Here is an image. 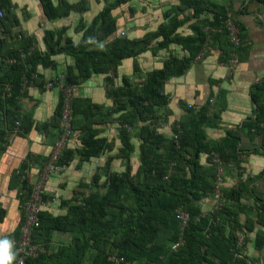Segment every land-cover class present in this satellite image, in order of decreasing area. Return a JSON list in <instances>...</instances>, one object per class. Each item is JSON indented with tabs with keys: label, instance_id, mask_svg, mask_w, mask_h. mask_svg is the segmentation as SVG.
<instances>
[{
	"label": "crops",
	"instance_id": "crops-1",
	"mask_svg": "<svg viewBox=\"0 0 264 264\" xmlns=\"http://www.w3.org/2000/svg\"><path fill=\"white\" fill-rule=\"evenodd\" d=\"M212 1L227 7L228 16L239 27L242 45L225 59L223 47L228 46L229 37L220 33L210 40L203 58L193 60L184 73L168 78L163 86V92L168 97L163 106L168 110L158 129L162 128L161 132L171 135L178 130L182 131L183 124L190 126V117H197L204 106L210 105V98H214L211 118L204 125L207 140L222 142L231 134L236 137L237 145L235 163L227 166L222 188L225 192L237 189L238 195L236 199H225L226 207L222 216L226 223L228 217V220L233 221L232 224L239 225L240 229L236 228L235 231L238 239L242 232L246 238L245 244L239 242L237 255L240 260L237 264H264V243L261 247L257 246V240H264V224L258 222V215H264V134L250 127L257 114L251 93L255 89L254 84L264 80V0ZM51 2L55 6L58 4L56 0ZM0 11V82L4 89L8 84L6 77L12 72L11 64L18 56V61L22 62L27 55L37 52L39 59L30 76H21L20 93L16 96L15 105L7 99L8 95L0 92V208L4 210L0 220V238H13L23 218L21 191L23 181L27 178L25 170L30 167L22 170L23 165L48 156L55 146L60 135L59 110L64 87L72 86L77 109L74 115V134L66 146L73 150V158L66 169L53 174L48 180L47 211L54 215L66 214L68 205L63 202V193L66 192L62 191L70 183L71 177L75 179L78 175L81 177L82 174L92 173L104 161L103 155H92L89 159L78 157L79 149L83 147L82 132L96 131L98 137L111 141L113 136L119 134L120 125L116 116L112 117L117 113L112 107L114 100L107 92V73H92L78 83L69 84L66 73L71 66L75 67L73 56L58 52L41 61L42 55L48 56V44L56 40V32H61L64 38H71L74 42L81 39L82 27L71 23L70 19L68 21L69 15L75 14L73 11L68 16L49 18L42 0H0ZM83 15L81 12L75 18L80 19ZM139 23L131 22L130 29L135 33L134 36L131 34L133 37L143 36L159 25ZM186 30L184 28V33ZM60 42L63 45L66 39ZM169 48L176 49L178 57L190 53L179 42L170 43ZM169 52L164 48L153 55L152 49L148 48L135 57L123 59L117 67V80L137 76L134 73L135 67H140V74L144 76V72L149 71L145 61L147 66L162 63L163 56ZM139 57L142 62L140 66ZM231 58L234 59L232 65L229 64ZM128 61L132 62L129 66L125 64ZM121 66L131 70L129 73L121 72ZM74 70L76 72V67ZM107 108L113 119L103 115V112L108 113L105 110ZM5 109L15 112L21 126L16 124L14 127L10 122L13 129L8 131L3 114ZM258 121L264 127V117ZM208 156L207 153L202 154L203 163L207 162ZM30 175L32 172L29 169ZM67 194L70 195L71 191ZM214 204L215 200L209 194L202 199L199 208L207 212ZM232 224L226 225L228 231L233 229ZM57 233L54 231L52 238Z\"/></svg>",
	"mask_w": 264,
	"mask_h": 264
},
{
	"label": "trees",
	"instance_id": "trees-1",
	"mask_svg": "<svg viewBox=\"0 0 264 264\" xmlns=\"http://www.w3.org/2000/svg\"><path fill=\"white\" fill-rule=\"evenodd\" d=\"M123 1L125 0H117V3L102 9L95 16L92 24L82 27L83 34L81 39L77 42H74L71 38H64L61 32H56V40L48 44V56L47 54L42 55L41 61H45L50 54L58 52L68 53L73 56L76 72L74 70L75 67L71 66V69L66 73V79L69 84H75L90 76L92 73H107L108 77L111 68H114L115 71V68L117 69L123 59L135 57L142 53L146 50L147 44L150 45L149 42L158 37H161L158 44L161 45V47L167 46V44L169 45L170 43H181L190 52L189 55L178 57L173 54L161 67L153 68L146 72L142 81L137 83H131L128 78L123 77V86L120 85L121 87L118 86V88L113 90L114 92L112 95L115 100L117 97H126L124 104H121L119 109L125 111L124 116H126L127 119L130 118V123H132L133 118L131 117L138 108H140L142 112L148 111L153 113L154 107L166 104L168 97L163 92L164 82L171 76L180 75L187 70L195 56L204 46L207 40V33L202 23L201 25H194L196 34H191L187 37L176 34L182 20L174 16L170 19L168 24L160 26L159 32H146L141 39L127 38L126 35H121L120 33L116 35L117 21L116 18L112 17L110 11L113 6ZM179 1L178 7H192L194 14L211 9L210 12L213 13V18H207V20L215 25L224 24L228 16L227 7L212 0L207 1V3L205 0ZM42 2L47 16L52 19L68 16L70 11L74 8L73 4L66 1L56 6L53 5L50 0H42ZM177 6H175V8L179 9ZM61 9L63 10L60 11ZM214 34H216L215 31H213V38ZM62 39H66L63 45L60 42ZM101 45H105L107 48L104 49ZM241 45L242 39L238 47H235L231 40L229 41L228 39V46L225 48L223 47L224 58H228L232 51L240 48ZM18 59L19 56L17 60L11 64L12 72L6 77V81L12 86L9 89L7 87L4 89L0 82V92L8 95L7 99L12 101L14 105L16 96L20 93L21 76L23 74L30 76L39 62L37 52L27 55L25 60H23L25 63H23V61H18ZM254 87L255 89L252 91L251 97L256 103L257 114L255 122L251 123L252 125L250 127H254L264 134V127L258 123V120L264 117V80L255 83ZM116 102L118 101L116 100ZM61 108L62 101L60 104L59 119ZM76 113L77 109L73 98V114L75 115ZM3 114L5 116L6 128L9 131L13 129L12 125L15 127L17 116H15V112L11 109H5ZM210 118L209 105H206L197 117L193 115L190 117L188 121L190 126L183 124L182 131L178 130L173 133L169 140L154 128H145V134L142 133L143 135H141L145 139L151 141V147L147 146V149H143L142 154L147 157L144 161L145 174H151L152 171H154V174L158 175L159 179H161L160 176L164 174L170 160H175V163L178 162L180 166L181 162L186 161L187 165L184 164L186 168H188L187 171L190 172L191 178L185 180L183 177H178L179 172L177 174L175 173V183L173 185L177 189H181L177 186H180L181 183L184 182V187L187 186L188 190L187 197H189L193 203L197 199L204 198L211 194L214 188L217 166L211 159L213 151L218 152L221 158L228 164L235 163L234 155L237 152V145L235 143L236 137L229 134L222 142H209L207 140L204 125ZM10 122H12V125ZM72 125L74 129V118ZM19 126H21L20 122L18 124V127ZM120 129L121 131L127 130L124 127ZM81 140L83 142V147L81 148V155L82 152L83 155L81 158L89 159L90 156L96 155L102 151L103 143H105L106 138L98 137L96 131H83ZM161 146L168 150L167 156L156 159L153 157L155 154L154 151ZM72 152V149L66 147L59 157V163L68 166L73 158ZM203 153L209 155L206 159V163L202 162ZM29 166L28 163L23 165L22 170ZM30 168L31 167L25 170L27 178L22 184L21 201L27 198L31 192ZM182 174L183 173L180 175ZM112 180L113 186L117 188L121 185L123 177L119 172H116ZM167 189H170L173 193L178 191L169 188L168 185L165 184L163 187L161 185L159 188L144 190V194L138 196L137 205L135 207L138 220L128 224V227L122 231L124 242L121 245L122 249L120 253L130 257V249L137 245L138 252L146 255V258L151 261L150 264L158 260L160 256H164L166 262L170 264H203L205 260L207 264H237L240 260V257L237 255L239 250V239L235 235H230L234 234L239 225L237 223H235V225L232 224L233 229L230 231L227 230L226 225H230L233 221L228 219H226L227 223L221 221L225 206H222L214 212L211 210L203 212L199 207L189 206L187 209L192 214V219L185 231L186 241L184 245H181L177 250L171 248L172 242L179 237V222L174 212V207L178 198H176L173 193H167ZM236 191L237 189L230 190V192L224 191V197L236 199L238 195V191ZM111 197L112 195L105 196L103 203H109ZM45 199L47 201L46 197ZM100 202L99 199L97 201L94 199V196H92L91 203H95L97 205L96 210L101 212L102 205ZM85 211L86 209L83 207H69L66 214L54 215L45 208L42 209L39 214L40 222L35 226L32 235L34 242L38 245L43 243L45 247H50L49 244L50 241H52L53 232L60 230L64 233L72 234V237H70L71 239L67 242L59 243L51 254L46 255L41 252L38 256L27 258L25 264H82V259L87 250L86 248H90L87 244L88 242L83 241V237L87 232H90V239L93 238V234L100 229L99 223L101 219L99 218L100 216L97 218L88 216ZM201 213L203 214L200 219L195 220V217ZM3 216L4 210L0 208V220ZM258 222L264 224V215H258ZM21 224L22 221L14 237L19 235ZM166 236L168 237L167 241H169V245H166ZM8 239L11 240V238ZM134 240L136 242H134ZM245 242L246 238L243 244H245ZM263 243L264 240H257L258 247H261ZM204 245L205 248L203 247ZM13 249L15 251V248ZM97 252L99 255H102V252ZM97 252L95 254L96 257H98ZM236 255L237 257H235ZM102 256L105 258L108 257L105 253H103ZM94 261L95 258L93 263ZM97 264H100V262ZM107 264H110V261L107 260Z\"/></svg>",
	"mask_w": 264,
	"mask_h": 264
},
{
	"label": "rangeland",
	"instance_id": "rangeland-1",
	"mask_svg": "<svg viewBox=\"0 0 264 264\" xmlns=\"http://www.w3.org/2000/svg\"><path fill=\"white\" fill-rule=\"evenodd\" d=\"M56 1L58 2L57 5H60L63 4L65 0H56ZM207 1L209 0H205L206 3ZM70 3L73 4L74 6L73 10L71 11H73L72 13L75 14L71 16L69 15L68 21L70 19V22L77 23L78 27H85L93 23L95 16L102 9L117 3V0H70ZM178 3H180L179 0L176 3H174V1L172 2V0H125L123 2H120L116 6H113L110 11L112 17L116 18L117 21V32L115 34L116 35L119 34L120 31L124 28L127 30V34H126L127 38L141 39V37H143L146 32L143 34V36L133 37L135 33L133 29L132 30L130 29L132 26L131 22L133 24L134 23L137 24L141 22L142 24L139 23L140 25L143 24L145 25L147 23L159 24L155 28V30L148 31V32L156 33L159 32L161 25L168 24L170 19L176 16L178 19L182 20L180 29L178 28V30L176 31V34L178 35L187 37L191 34H196L194 31V25L195 26L196 24L201 25L203 23L202 25H204L203 26L204 30L207 25L211 27L210 40L213 39V31L217 33V35L214 34V37L215 36L218 37L220 33H223V35L225 34L228 38L227 20L229 19V16H227V18L225 19L224 24L215 25L210 23V21L208 22L207 20V18H213V13L210 12L211 9L206 10L205 12L203 11L202 13L199 12L194 14L192 7L180 8L177 6ZM175 6H177L179 9L175 8ZM62 10L63 9H61L60 11ZM85 11L87 12L85 13ZM81 12H83L84 15L80 19H76L75 16H77V14ZM184 28H187L186 30L187 32L185 33H184ZM188 28H190V30ZM160 40L161 37L152 40L151 42H149L150 45L147 44L146 49L148 48L152 49L153 55H156L159 49L163 50L164 48L170 50V52L169 54L165 53L166 55L163 56L164 59L162 63L159 62L156 64H152L151 66H147V63L145 61L144 64L146 66V69H148L149 71L152 68L158 67L159 65L161 67L163 63L167 59H169L173 54L176 55V51H175L176 49H170L169 48L170 44L169 45L167 44V46H163V47H161V45H158ZM102 47L104 49L107 48L105 45H103ZM140 59L141 57L138 58L139 66L140 63H142ZM193 60H195V58ZM125 64L129 66L132 64V62L128 61ZM135 68L136 69H134V73H136L137 76L135 75V77L133 76L132 78H128V80L131 83H137L139 81H142V79L145 77L140 74V72H142V70H140V67H135ZM130 70L126 69V67H122V66L120 67L121 72L123 71L125 73H129ZM117 75H118L117 69L115 68L114 71V68H111L109 76L106 77V84H107V92L114 100V104L112 105V107L115 108L114 112L117 113L112 117L115 118L116 116V119L120 125L119 126L120 132L119 134L117 133L115 136H113L111 141H109V139L106 138L105 143H103L102 151L96 154V156L103 155L104 157L103 163L99 165L98 168H96V170L93 171L92 173L82 174L81 177L80 175H78L77 177H75V179H72L71 177L70 183H67L66 184L67 187L65 186L66 187L65 190L62 191V193L66 192L63 193L65 194L63 195L64 196L63 202L68 205V208L83 207L86 209L85 213H87L88 216L94 218L100 216L99 218H101L99 223L100 229L93 234L94 237L90 239V234H91L90 232H87V234L83 237V241L88 242L87 244L90 248H86L87 250L85 251L86 253L84 254V258L82 259V264H94V263L97 264L98 262H100V264H107V260L110 261V264H150L151 263V261L146 258V255L142 253L140 254L138 252L137 245L130 249V253H131L130 257H127L120 253L122 249L121 245L124 242L122 231L128 227V224H131L132 222L138 220L137 217L138 215H137V211H135V207L137 205L138 196L144 194V190H148L149 188L151 189L159 188L161 185L163 187L165 184H167L168 187L172 188L173 190L174 189L178 190L175 193H173L170 189H167V193H173V195L176 198H178L177 203L174 207L175 213L176 210L180 208H184L188 210L187 208L189 206L191 207L202 206L201 201L203 198H199L193 203L191 199L187 197L188 190H187V186L184 187V182H182L180 186H177L181 189H177L173 185L175 183L174 177L178 172H179L178 177H183L185 180L191 178L190 172L187 171L188 168H186L185 166L186 161L181 162V166H180L178 162L175 163V160H170L168 162L164 174L160 176L161 179H159L158 175L154 174V171H152L151 174H145L144 161L147 157H145L142 154H143V149H147L148 148L147 146L151 147L150 146L151 141L149 139H145L141 135H143L142 133L145 134L146 129L154 128L155 130H157V132L162 133L166 137V139L169 140L171 137V133L170 134L163 133L161 132L163 131L162 128L158 129V127H161L162 121L165 120L164 117L166 116V111L168 109L163 105H157L156 107H154L153 113H150L148 111L147 113L145 111L142 112L141 109L138 108V110L137 111L135 110L134 115L131 117L133 119H132V123H130L131 122L129 120L130 118L127 119L126 116H124L125 111L119 109V106L121 104H124L126 97L123 96L117 97L116 100L119 102L118 103L116 102L114 96L112 95L114 92L113 90L118 88V86L120 85L123 86L122 85L123 79L117 80L118 77ZM114 77L116 78V81ZM105 110L107 111L108 108ZM103 115L107 117V119L110 118L109 112L108 113L103 112ZM121 127H124L127 130L121 131L120 129ZM101 128L104 129L103 126ZM80 149H79L80 155L78 157H81L83 155V152L81 155ZM154 152L155 154L153 155V157L158 159L159 157H163V158L166 157L168 150L165 147L161 146L160 148L155 149ZM215 152L216 151H213V153ZM108 153L110 154L109 156L107 155ZM116 172H119L123 177L121 185H119L117 188H115L112 184L113 181L112 179ZM181 173L183 174L180 175ZM70 191L71 194L70 195L67 194L70 193ZM107 195H112V197L109 203L105 204L103 203L104 197ZM92 196H94L95 200L98 201L99 199L101 201L100 204L102 205L101 207L102 213L96 210L97 205L95 203L93 204L91 203ZM45 197H47L46 191H45ZM225 199L224 202L222 203V206H225ZM221 220L225 221L223 217ZM223 223H226V221ZM231 224L232 223H230V226ZM236 234L234 232V234H231L230 236L233 235L237 236ZM55 236L57 238L56 237L52 238V241H50L49 244L50 247L47 246L45 247L43 243H40L38 245L40 246V248L43 249L44 254L46 255L51 254V252H53V250L57 247L59 243L67 242L68 240H70L72 234L64 233L60 230ZM165 240H166V245H169L170 243L169 241H167L168 240L167 236ZM52 242L53 244H51ZM134 242L136 241L134 240ZM203 247L205 248V245ZM97 251L102 252V255L103 253H105L108 257L105 258L101 254L99 255ZM96 252L98 254V257L95 256ZM94 258L95 261L93 263ZM154 263L170 264L169 262H166L164 256H160L158 260L154 261ZM203 264H207V261L205 260Z\"/></svg>",
	"mask_w": 264,
	"mask_h": 264
},
{
	"label": "built area",
	"instance_id": "built-area-1",
	"mask_svg": "<svg viewBox=\"0 0 264 264\" xmlns=\"http://www.w3.org/2000/svg\"><path fill=\"white\" fill-rule=\"evenodd\" d=\"M0 15H2V11H0ZM227 30L229 39L235 47H238L241 43L240 30L231 17L227 20ZM205 31L207 33V40L202 49L196 55L195 59L203 58L208 49L211 38V27L207 25ZM120 34L126 35V30L122 29ZM233 63L234 59H229V64L232 65ZM6 87L9 89L11 84L8 83ZM73 98L74 93L72 86L66 85L63 90L62 108L59 119L60 135L55 143V146L47 157L29 162L31 167L30 171L32 172V175H30L31 192L27 198L21 201L20 206L23 212V219L20 233L17 237L11 238L16 252V259L13 261V264H25L27 258L38 256L39 253L43 252V249L33 241L32 235L35 226H37L40 222V211L45 208L47 203L45 199V191L49 178L53 174L60 173L68 167L66 164L59 163V157L65 150L70 137L74 134L72 125L74 118ZM213 101L214 98H210L209 113L212 111L211 105ZM16 124L18 125L19 121H16ZM212 160L217 166L214 188L211 192V195L215 200V204L211 211L214 212L221 208L225 199L222 182L225 170L229 164L223 160L217 152L213 153ZM202 214L203 213L197 215L195 220H199ZM176 217L179 222V237L171 244V248L174 250H177L181 245H184L186 241L185 231L192 219V214L188 210L180 208L176 210ZM239 242L241 244L244 242V236L242 233L239 234Z\"/></svg>",
	"mask_w": 264,
	"mask_h": 264
},
{
	"label": "clouds",
	"instance_id": "clouds-1",
	"mask_svg": "<svg viewBox=\"0 0 264 264\" xmlns=\"http://www.w3.org/2000/svg\"><path fill=\"white\" fill-rule=\"evenodd\" d=\"M13 248V241L7 237L0 238V264H13L16 259V253Z\"/></svg>",
	"mask_w": 264,
	"mask_h": 264
}]
</instances>
